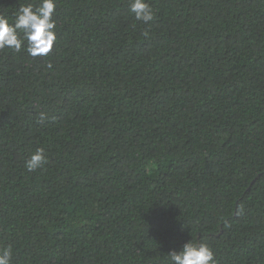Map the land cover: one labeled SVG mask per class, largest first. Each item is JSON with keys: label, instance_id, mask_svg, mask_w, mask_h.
I'll list each match as a JSON object with an SVG mask.
<instances>
[{"label": "trees", "instance_id": "trees-1", "mask_svg": "<svg viewBox=\"0 0 264 264\" xmlns=\"http://www.w3.org/2000/svg\"><path fill=\"white\" fill-rule=\"evenodd\" d=\"M148 3L145 24L129 0H57L47 56L0 50L11 264H168L190 239L264 264V0Z\"/></svg>", "mask_w": 264, "mask_h": 264}, {"label": "clouds", "instance_id": "clouds-1", "mask_svg": "<svg viewBox=\"0 0 264 264\" xmlns=\"http://www.w3.org/2000/svg\"><path fill=\"white\" fill-rule=\"evenodd\" d=\"M56 3L57 0H39L37 4H21L12 15H0V50L26 51L32 57L47 56L57 39L56 21L53 19ZM129 11L137 21L145 24L151 22L155 15L148 0H129ZM46 119V114L40 113V122ZM46 162L44 149L37 148L25 161V168L33 172ZM12 254L10 245L0 248V264H11ZM167 261L168 264H217L213 249L207 243L192 239L185 242L179 251L167 253Z\"/></svg>", "mask_w": 264, "mask_h": 264}]
</instances>
